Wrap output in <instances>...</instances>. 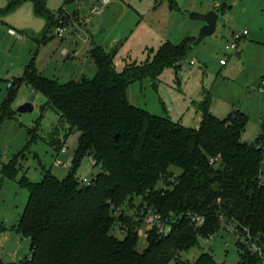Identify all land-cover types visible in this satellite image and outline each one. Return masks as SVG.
Listing matches in <instances>:
<instances>
[{
  "label": "trees",
  "instance_id": "16d2710c",
  "mask_svg": "<svg viewBox=\"0 0 264 264\" xmlns=\"http://www.w3.org/2000/svg\"><path fill=\"white\" fill-rule=\"evenodd\" d=\"M35 4L41 14L43 3ZM192 43H165L150 62L121 73L114 70L113 53L97 47L89 52L94 77L65 84L42 77L33 64L25 68L18 85L41 93L68 126L66 136L76 131L79 137L66 177L45 172L39 183L22 181L29 197L16 230L30 239V252L14 264H179L182 254L215 235L222 223L235 226L240 236L249 232L264 246V157L259 144L241 141L246 115L235 111L218 119L205 98L198 128L189 129L127 100L131 83L181 67ZM17 88L10 86L1 119L11 116ZM51 144L62 148L58 139ZM84 157L99 169L89 185L76 177ZM3 170L9 176V167ZM149 213L160 215L170 232L160 237L156 228L150 230L139 251L138 231ZM192 216L203 218V225L196 226ZM115 228L124 232L121 238ZM236 246L237 264H264V254L249 255L239 239ZM190 264L224 263L202 253Z\"/></svg>",
  "mask_w": 264,
  "mask_h": 264
},
{
  "label": "rangeland",
  "instance_id": "374dc122",
  "mask_svg": "<svg viewBox=\"0 0 264 264\" xmlns=\"http://www.w3.org/2000/svg\"><path fill=\"white\" fill-rule=\"evenodd\" d=\"M37 1L43 3L41 14ZM210 12L217 15L215 33L190 48L181 67L131 83L127 100L153 116L197 129L198 106L208 98L218 119L235 111L246 115L241 141L259 144L264 157V0H0V108L10 86H18L9 103L11 116L0 118V264L17 263L30 252V239L16 230L29 197L22 181L39 183L45 172L63 179L78 145V132L66 136L68 126L47 107L45 97L25 83L18 85L25 68L33 64L42 77L59 84L90 80L96 68L89 52L100 47L113 53L114 70L121 73L150 62L165 43H194L204 23L190 15ZM59 28L65 29L61 38ZM243 31L247 35L237 42V51H226L232 34ZM25 104L32 111L18 113ZM56 139L61 149L51 144ZM98 173L84 157L76 177L91 182ZM121 210L135 218L133 211ZM123 233L114 230L116 237ZM237 240L222 223L215 235L182 254L179 264H190L202 253L217 263L237 264ZM144 246L140 238L137 249Z\"/></svg>",
  "mask_w": 264,
  "mask_h": 264
},
{
  "label": "built area",
  "instance_id": "2783aa9c",
  "mask_svg": "<svg viewBox=\"0 0 264 264\" xmlns=\"http://www.w3.org/2000/svg\"><path fill=\"white\" fill-rule=\"evenodd\" d=\"M65 32V29L59 28L57 29V36L62 37L63 33ZM11 34L15 35L16 33L14 31H11ZM247 35L245 31L240 33H233L232 34V43L230 46L226 47V51L236 52L237 51V42L244 38ZM192 64V63H190ZM221 65H224V61H220ZM213 161H211V164ZM263 168H264V161H263ZM82 183L85 185H89L90 182L86 181L85 179L82 180ZM191 221L198 227L202 226L204 223V219L196 216L191 217ZM233 235L240 240L242 243L244 249L246 252L251 256H259L261 257L264 254V246L261 243V240L259 238H253L249 234V232H246L244 235L240 236L238 230L235 226H229ZM156 228L157 234L160 237H165L170 232V226L169 224L162 220L160 215L149 213L145 216L143 220L142 228L138 231L139 238H146L147 233ZM1 247V244H0Z\"/></svg>",
  "mask_w": 264,
  "mask_h": 264
},
{
  "label": "water",
  "instance_id": "95a60500",
  "mask_svg": "<svg viewBox=\"0 0 264 264\" xmlns=\"http://www.w3.org/2000/svg\"><path fill=\"white\" fill-rule=\"evenodd\" d=\"M190 19L193 21H201L204 23V26L199 32L197 39L190 46V48H194L197 45H199L205 38L211 37L215 33L217 15L213 12H210L205 15L192 14L190 15ZM236 56H238V54H236ZM31 111H32L31 104H25L18 109V113H27ZM116 137L117 136H115L114 138L116 139Z\"/></svg>",
  "mask_w": 264,
  "mask_h": 264
},
{
  "label": "crops",
  "instance_id": "0c3cea01",
  "mask_svg": "<svg viewBox=\"0 0 264 264\" xmlns=\"http://www.w3.org/2000/svg\"><path fill=\"white\" fill-rule=\"evenodd\" d=\"M236 54H238V56H236ZM235 56H236V57H239L240 54H239V53H235ZM220 61H222V60H220ZM220 61H219V63H220ZM220 66H224V65H221V64H220Z\"/></svg>",
  "mask_w": 264,
  "mask_h": 264
}]
</instances>
